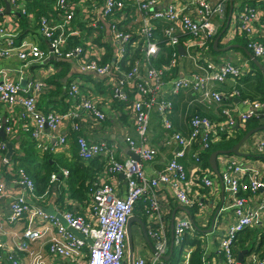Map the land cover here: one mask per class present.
<instances>
[{"label":"built area","instance_id":"built-area-1","mask_svg":"<svg viewBox=\"0 0 264 264\" xmlns=\"http://www.w3.org/2000/svg\"><path fill=\"white\" fill-rule=\"evenodd\" d=\"M14 17L16 30L11 31L4 19V6L0 3V58L17 59L24 65L42 63L56 58L70 62L79 73L92 75L103 81L110 92L105 98L130 102L126 106L138 140L127 136L129 149L138 155L119 161L115 150L105 142H90L83 136L76 138L77 156L81 160L100 158L104 160V171L99 175L90 193V203L84 206L83 213L59 208L67 226L79 231L86 239L70 232L55 215L45 213L39 203L49 198L47 191L36 194V186L27 170L17 162L6 158V141H0V202L9 201V209L4 223L22 225L19 248L27 243L45 241L47 251L55 257L75 260L80 252L87 251V264H165L163 257L169 251L168 224L160 210L157 186L167 184L172 190V200L188 209L201 208L199 197L218 191L211 178L213 171L203 167L200 153L210 144L219 141L224 135L232 136L233 127L245 126L251 119H264V101L240 98V92L233 87L228 92L213 90L211 84H223L227 79L234 83L248 70L242 66L211 58L209 44L214 41L219 26L213 21L216 16L226 14L228 2L232 5L234 19L233 36L246 39V46L254 57H264V0H54V14L41 16L37 33L48 42L42 48L34 34H20V14L32 18L26 0H7ZM232 2V3H231ZM232 14V9H235ZM168 20L170 25L163 29V37L156 35L157 22ZM178 24L181 35L186 36L183 44L185 57L192 63L193 70L186 75L170 76L173 67L179 65L177 46L180 38L173 33ZM172 48L168 65L157 66L154 60L160 53L161 44ZM166 87L170 93L189 89L200 93L207 104L226 100L229 105L222 107L219 121L206 116L193 114L189 120L188 134L177 131L169 118L173 108L170 99L162 95ZM83 86L77 81L70 83L68 95L79 102L76 107L64 112H43L37 106L38 94L25 92L20 83L9 76L0 79V104L11 114L0 115V130L7 141H13L18 133L16 114L25 122L22 128L41 151L55 152L67 147L66 136L59 135L53 145L48 137L57 133L65 122L70 130L79 129L78 119L83 113L93 116L94 122L106 120V114L92 99L90 92L81 93ZM239 99V106L233 100ZM201 100V101H202ZM231 104V105H230ZM16 110H18L16 112ZM159 115L161 126L167 131V144L176 146L173 157L161 172L146 174L142 162H150L158 153L157 148L148 143L152 112ZM46 136V137H45ZM250 148L264 154V131L250 137ZM193 145L198 151L191 154L196 162V171L187 174L181 161ZM224 171L220 180L222 189L231 196L230 205L219 208L214 223L207 231L196 226L191 212L183 211L174 217L172 227L173 251L179 250L182 260L178 264H189L191 252L199 244L202 264H264V255L248 252L242 263L237 261V248L234 247L237 235L245 229H256L264 221V173L244 165L238 156L221 155ZM105 174V176H104ZM122 174L126 185L123 197L119 195L117 175ZM68 170L60 168L50 174L49 184L67 178ZM241 176H247L243 180ZM196 190L193 191L192 188ZM261 191V199L253 207L249 202ZM244 192L246 196L241 195ZM201 193V194H200ZM146 200L144 213L148 222V235L154 246L152 259L147 263L137 257L132 262L127 259L126 226L133 215L136 204ZM54 207V205H53ZM233 209L236 221L222 225L217 216L225 209ZM0 231H4L0 222ZM259 238V234L257 240ZM214 239L216 247L209 249L207 241ZM199 242V243H198ZM185 250L184 248H189ZM32 264H41V253L28 250ZM21 264L14 253L0 240V264Z\"/></svg>","mask_w":264,"mask_h":264},{"label":"crops","instance_id":"crops-1","mask_svg":"<svg viewBox=\"0 0 264 264\" xmlns=\"http://www.w3.org/2000/svg\"><path fill=\"white\" fill-rule=\"evenodd\" d=\"M182 1V0H179ZM213 2H217L219 0H212ZM162 6L167 3V0H162ZM240 2H242L240 0ZM2 6H4V19L7 21L6 24L8 25L11 31L16 30V25L14 24V17L16 16L15 13L11 11V7L7 0H0ZM232 3V2H231ZM232 8V7H231ZM230 9V3L227 4V11L224 16H216L213 21L219 26V30L225 24L226 17L228 18V14ZM235 9H232V14H234ZM233 23L234 26V19L233 17L230 18V21L225 25V32L227 31L228 27H230V23ZM166 25H170L168 20H159L157 22V31L156 35L159 39L163 37V29ZM224 32V34H225ZM173 33L178 35L180 38V44L182 45L187 41L186 36L181 35L180 27L178 24L174 25ZM31 34H34L37 40L40 43L42 48L48 47V42L40 38L38 33L35 31ZM233 30L229 33L228 37L221 38L219 40L220 46L218 53H211V58L215 61H218L221 58H224L226 61H229L233 64L242 66L245 63L247 64L243 67V70H248L247 73L244 75H248V73H252L254 75L255 70L251 67L250 62H248L246 56L243 55L240 49H235L231 46L226 51L223 48H226L228 45L233 44ZM242 38V37H240ZM236 45V44H233ZM181 54V53H180ZM179 65L177 68L178 76L189 74L193 70L192 63L185 57L184 54L180 55ZM248 56V55H247ZM260 61H258L261 65H264V57H259ZM52 58L47 62L42 63H33L29 65H24L21 61L13 58H0V79L4 76H9L14 81L20 83L25 80V84L23 87L25 92L30 94L36 93L39 95L37 104L39 103L38 108L43 112L49 111H56V112H64L66 109L71 107H76L79 102V97L73 98L68 95V88L71 82L79 81L83 86L81 93L90 92L92 99L98 102L99 108L106 114V120L103 122H94L93 116H90L89 113H83L81 117L78 119L79 129L76 131L70 130V125L68 122H65L61 127L57 130V133H54L52 136L48 137V130L46 129L44 133L47 135V142L49 145H53L56 140L57 136L65 135L67 138V147H63L62 150H57L52 152L54 155H63L68 159H71L73 156V152H77V145H76V138L78 136H83L90 142H105L109 146H111L115 150V155L119 161L124 160L125 158L130 157L128 155L129 146L126 142V137L130 136L134 140H138L136 135L132 120L129 118L127 111L123 108L121 109L115 103H110L106 97V95L110 92V90H106V86H104L103 81L98 80L97 77L92 75H86L79 73L74 66L68 62V66L70 67V72L66 76H62L61 85L58 87L55 83L51 82V79L54 75L58 74L60 70H62L61 65H55ZM261 70L264 71V66H262ZM254 71V72H253ZM243 75V76H244ZM78 82V83H79ZM94 85V88L90 87ZM87 85V86H85ZM255 82L251 81L249 78H243L242 76L236 81L233 82L230 78L226 80L223 84H211L209 87L213 90L228 92L233 87H241L242 91L247 95V97H255V99L259 96L258 91L254 88ZM162 95L166 98L170 99L173 103V108L169 114V118L171 119L175 129L182 134H188L189 132V120L193 114H198L201 116H206L212 120L219 121L222 119L221 117V109L229 105V102L226 100H222L221 102H213L211 104H207L205 101L201 99L200 93L195 90L184 89L180 90L179 92L173 94L168 91V88L164 87L162 89ZM42 100V101H41ZM202 100V101H201ZM238 98L233 100V105L239 106L240 109H243L240 106ZM231 105V104H230ZM38 106V105H37ZM18 110H16L17 112ZM0 115L4 118H8L11 116L8 108L2 104H0ZM125 115V116H124ZM12 117L17 118L16 124L18 127V133L13 138L14 150L16 151L18 148V139L25 134L28 133L22 128L25 120L22 117H18L16 114H12ZM260 120L261 124H264V119H256ZM260 124V125H261ZM259 126V125H258ZM264 131V129L262 130ZM28 136V135H27ZM29 137V136H28ZM46 137V136H45ZM234 137V130L232 132V136ZM229 137V138H231ZM167 131L161 126L159 115L157 112H152L150 118V129L148 132V143L157 148L158 153L154 157V159L150 162H142L143 168L146 174H154L157 172H161L169 160L173 157V153L176 151V146L172 144H167ZM220 140V138H219ZM217 142V141H216ZM248 145V146H247ZM198 146L193 145L191 149H189L186 153V156L181 159L185 171L187 174L193 173L196 171V162L192 158L191 154L193 152L198 151ZM250 149V150H247ZM241 152L243 156H238V159L244 165L251 167L252 169L257 170L259 173H264V154H258L256 151H251L250 145L246 143V141L241 146ZM14 151V152H15ZM50 152V151H48ZM41 154V153H40ZM224 155V154H222ZM263 156V159L260 156ZM221 154H218L216 159L217 164V172H214L211 175V178L214 180L215 185L218 189L216 193L207 194V190H202L203 193L207 195V198L203 199L202 196L199 197V201L203 203L202 209L199 208H191V214L193 216V220L200 228L203 229L205 226L208 228L212 222L213 215L215 216V209L218 205L221 207H225L230 205L231 196L222 189L220 176L221 173L224 171L222 166ZM212 169V168H211ZM213 170V169H212ZM214 171V170H213ZM105 176V174H104ZM243 180H246L247 176H241ZM118 180V189L119 195L123 197L126 192V185L123 180V177L120 174L117 175ZM64 184L62 182L56 181L49 184V188L47 191L48 200L46 202H40L39 205H43V207L54 205L53 209L55 208V197L58 195L62 190V186ZM193 191L196 190L195 187L192 188ZM157 194L159 196V204L160 210L162 213L163 220L168 224V235H169V244L172 238V228H171V221L174 217L181 215L184 211L178 206L180 204L174 202L172 200V190L167 184H159L157 186ZM201 194V193H200ZM241 195L246 196L244 192H241ZM261 191L256 194L254 200L249 202V206L253 207L257 204L259 199H261ZM65 201L71 204V210L74 212L83 213L84 206L87 203H90V198L84 204L74 203L72 200H69L67 196H65ZM146 200L139 201L134 210L133 215L137 218H140L144 223L145 233L148 236L150 243L147 242L144 232L139 223L133 222L132 225H135L134 230L132 229L131 225V232L134 231L136 235V246H133V256L132 260L136 259L137 257L144 258L147 263L152 259L153 256V241L151 237L148 235V222L146 219V215L144 213V206L146 205ZM9 209V201L2 200L0 202V222L2 223V227L4 231H0V240H2L6 248L11 250L14 255L19 259L21 264H32V258L28 255V250L39 251L41 253V264H87V251L84 250L80 252L75 260H67L61 257H55L54 255L50 254L47 251L45 241L48 239V236L44 237L41 242L36 243H27L26 248H19L22 242L20 238L23 226L22 225H15L10 226L4 223V219L7 215V211ZM55 210V209H54ZM144 216L145 219L141 217ZM236 218L233 214V209L229 207V209L222 210L220 215L217 216V223L222 225H227L234 223ZM133 241V238H132ZM207 246L209 249H214L216 247V241L214 239H209L207 242ZM190 250V247L187 248ZM127 247V259L129 261V253ZM165 261V260H164ZM7 264V263H5Z\"/></svg>","mask_w":264,"mask_h":264},{"label":"trees","instance_id":"trees-1","mask_svg":"<svg viewBox=\"0 0 264 264\" xmlns=\"http://www.w3.org/2000/svg\"><path fill=\"white\" fill-rule=\"evenodd\" d=\"M26 4L28 11L32 13V18L30 19L27 16L20 14L19 35H24L37 31L39 18L43 15L49 17L50 14H54L55 12L53 10L54 0H26ZM227 21L228 18L226 17L225 24H223V26L217 33V35L221 34L219 40L224 36V32H225L224 28ZM223 30L224 32H222ZM233 38L235 41L233 44L236 45L233 44L230 45H232L235 49H240L243 55L246 56L248 62H250L251 67L255 70L254 75L252 73H248V75H244L242 77L249 78L251 81L255 82L254 88L259 93V96L256 98H259L258 100L264 101V71L261 70L260 67L255 65L254 62L251 60L250 56L246 53V51L250 52L246 46V39L244 37L240 38L239 35H236ZM219 40L216 48H214L213 46V41L209 44L210 51L212 53L220 52L219 48L220 46H222V44H220ZM177 51L179 54L177 60H179L181 54L178 50V46H177ZM171 52H172V48L167 47L165 46V44L162 43L160 53L157 55L156 59L154 60L155 65L161 67L168 65L171 60ZM254 58L260 61L258 57L257 58L254 57ZM54 63L55 65H61L62 67V70H60L58 74L54 75L51 79V82L55 83L59 87L62 82V76L68 75V73L70 72V67L68 66L69 63L62 59H58L54 61ZM262 66L264 65L262 64ZM177 68L178 65L173 67L169 75L173 77L178 76ZM235 88L239 90L240 98H248L250 100H256L255 97H247V95L242 91L241 87L240 88L235 87ZM129 102L130 100L128 102L113 100L112 103H115L121 109L124 108L126 110V106ZM37 105L38 107H40L39 103ZM260 124H261L260 120L251 119L245 124V126L239 125L233 127L234 137L226 138V136L223 135L219 141L210 144V146L206 150H203L200 153V158L203 167L213 171L209 164L210 154L216 150L230 149L234 144L238 142V140L249 129L256 127ZM27 135L26 134L25 136L22 135L17 140L18 148L11 156V161L17 162L19 165L23 166L27 170V172L30 174L31 178L35 182L36 194L41 195L45 191H48L50 174L64 167L68 170V175L67 178L61 179L64 181V185L62 186L61 189L62 191L55 197V203L57 204V206L62 209L65 208L71 210L70 209L71 204L65 201L66 200L65 196H67L68 199L72 200L74 203H79V204H84L87 200H89L91 189H93L95 183L96 184L99 183L98 182L99 175L104 171V165H105L104 160H101L98 157L90 160H81L77 156L76 151L73 152V156L71 159H68L63 155H54L52 152H48V151H45L43 153L36 148L35 142L34 140H32L30 135L29 134ZM224 155L234 156V154H224ZM260 158L263 159V156L261 155ZM40 206L43 207V205ZM141 218L145 219L144 216H142ZM258 234H259V238L257 240ZM234 247L237 248V252L243 249H248L249 253L256 252L260 257H262L264 255V221L263 223L258 224L256 229H245L242 232H240L237 235L236 243L234 244ZM201 253L202 251L198 244L196 248L191 252L189 258V264H202ZM246 256L247 254L245 255V257ZM181 260L182 257L179 253V250L175 248L171 257L167 261L165 260L164 262L165 264H178Z\"/></svg>","mask_w":264,"mask_h":264},{"label":"water","instance_id":"water-1","mask_svg":"<svg viewBox=\"0 0 264 264\" xmlns=\"http://www.w3.org/2000/svg\"><path fill=\"white\" fill-rule=\"evenodd\" d=\"M231 7L232 5L230 4V9H229V13H228V22L230 21V18H231ZM224 32V30L222 31ZM220 35H217L213 41V46L214 48H216L217 46V43H218V40L220 38ZM232 45H229L227 46L226 48H223L224 51H226L227 49H229ZM178 50L181 54H184V48L182 45H178ZM246 53L250 56L251 60L254 62L255 65H257L258 67L262 68V65L258 62L257 59L254 58V56L246 51ZM53 60H56V58H52ZM48 60H45L44 62H47ZM25 84V80H23L21 82V85L24 86ZM264 129V124H261L259 126H256V127H253L251 129H249L239 140L236 144H234L230 149L228 150H216V151H213L210 156H209V164L211 166V168L214 170V172L218 173L217 172V164H216V159H217V156L218 154H234L236 156H243V155H246V154H243L241 151H240V147L243 145V143L252 135L254 134L255 132H258V131H261ZM0 139L1 140H4L6 141V147H7V153H6V158L9 159L13 153H14V147H13V143L10 142V141H7L6 140V136H5V133L4 131L1 129L0 130ZM128 155L135 159V160H139V157L137 154H135L133 151L131 150H128ZM120 176L123 177L122 174H120ZM179 208L183 209L184 211L186 212H189V210L187 208H184L182 206H178ZM43 211L49 215H55V217H57L60 222L67 227V229L72 232L74 235H76L77 237L79 238H82V239H86L88 242H90V240L88 238H85L79 231L75 230L74 228L70 227V226H67V223L66 221L62 218L61 214L57 213L54 209H53V206L52 205H49V206H46V207H42ZM214 220H215V216L214 218L212 219V224L214 223ZM133 222H137L140 224L143 232H144V236L147 240V242L150 243V240L148 238V236L146 235L145 233V228H144V223L143 221L140 219V218H137L135 216H131L127 222V226H126V234H127V244H128V253H129V261L130 263L132 262V256H133V241H132V232H131V225ZM173 227V219L171 221V228ZM212 228L210 227L207 231H210ZM153 252H154V249H153ZM248 252V249H243V250H240L238 253H237V261L238 263H242L243 262V259H244V255ZM173 253V241L171 240L170 244H169V251H168V254L165 255L163 257L164 260H168L171 255Z\"/></svg>","mask_w":264,"mask_h":264},{"label":"rangeland","instance_id":"rangeland-1","mask_svg":"<svg viewBox=\"0 0 264 264\" xmlns=\"http://www.w3.org/2000/svg\"><path fill=\"white\" fill-rule=\"evenodd\" d=\"M234 31V26H233V23L231 22L230 23V27H228V29H227V31L225 32V34H224V36H223V38H226V37H228V35H229V33L231 32V31ZM184 52H185V50H184ZM79 82V81H78ZM85 86H87V85H85ZM90 87H92V88H94V85L92 84ZM261 121H264V120H261ZM255 134H257V132H255ZM253 135V134H252ZM251 135V136H252ZM250 136V137H251ZM230 137V136H229ZM249 137V138H250ZM249 138L246 140V143L247 144H249L250 143V140H249ZM248 146V145H247ZM247 150H250V149H247ZM251 151H253V150H251ZM180 206H182V205H180ZM183 207V206H182ZM221 207V205H218V207L215 209V211H214V213H215V216H216V214H218L219 213V208ZM184 208H186V207H184ZM188 209V208H187ZM183 210V209H182ZM189 210V212H191L190 210L191 209H188ZM214 218V215H213V217H212V219ZM173 225H174V221H173ZM135 225H132V229L134 230V227ZM210 228V227H209ZM208 228V229H209ZM208 229H206V230H208ZM132 238H133V246H134V248H135V246H136V243H137V241H136V235H135V233H134V231L132 232ZM127 247H128V244H127ZM185 250H187V248H184ZM246 254H248V252L246 253ZM245 254V255H246ZM245 255H244V257H245ZM244 260V259H243Z\"/></svg>","mask_w":264,"mask_h":264}]
</instances>
